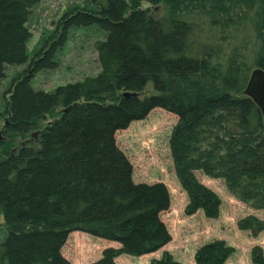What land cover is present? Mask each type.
Here are the masks:
<instances>
[{
    "label": "trees",
    "instance_id": "obj_1",
    "mask_svg": "<svg viewBox=\"0 0 264 264\" xmlns=\"http://www.w3.org/2000/svg\"><path fill=\"white\" fill-rule=\"evenodd\" d=\"M41 0H0V78L6 65L27 61V26ZM74 7L7 88L0 116V213L6 233L0 264H71L61 248L72 231L114 241L91 264H118L167 244L160 218L170 196L161 182H134L115 133L160 107L174 114L170 136L175 173L187 212L209 217L220 199L194 176L224 180L233 196L264 210V124L244 93L250 72L264 70V0H88ZM162 14L154 15L155 8ZM97 25L99 71L36 90L31 80L55 67L72 26ZM150 83L153 94L140 96ZM16 139H20L17 142ZM257 233L264 220L241 218ZM230 249L206 243L196 264H224ZM253 261L264 256L253 249ZM150 264H182L163 254Z\"/></svg>",
    "mask_w": 264,
    "mask_h": 264
},
{
    "label": "rangeland",
    "instance_id": "obj_2",
    "mask_svg": "<svg viewBox=\"0 0 264 264\" xmlns=\"http://www.w3.org/2000/svg\"><path fill=\"white\" fill-rule=\"evenodd\" d=\"M74 7H92L88 0H41L31 9L27 26L31 37L27 42V61L20 65H6L0 78V112H2L11 78L21 71L31 57L41 48L43 41L51 36L58 19ZM154 15L163 13L155 8ZM106 32L97 25L72 26L68 29L65 43L56 50L55 67L42 69L31 80L36 90L50 91L58 85L74 82L98 73L100 67L95 42L103 40ZM148 83L140 96L153 94ZM177 123V117L156 107L140 120L132 121L127 128L115 133L118 147L123 150L132 164L134 182H163L169 192L168 209L160 214L170 235V241L158 250L140 256L120 254L118 264H150L163 254L182 264H196L195 254L202 245L222 240L230 249L224 264H257L253 261V249L258 248L264 256V230L253 233L242 229L238 222L246 216L264 220V210L255 209L232 195L223 179L194 171L195 178L211 189L220 199L219 211L215 217L207 216L202 209L187 212L188 197L176 176L170 151V136ZM4 120L0 116V138ZM20 142V139H16ZM6 229L0 213V241ZM117 247L118 243L91 235L83 231H72L61 248L64 257L71 264H91L97 260L106 247Z\"/></svg>",
    "mask_w": 264,
    "mask_h": 264
},
{
    "label": "water",
    "instance_id": "obj_3",
    "mask_svg": "<svg viewBox=\"0 0 264 264\" xmlns=\"http://www.w3.org/2000/svg\"><path fill=\"white\" fill-rule=\"evenodd\" d=\"M244 93L259 107L264 124V70L256 67L251 70Z\"/></svg>",
    "mask_w": 264,
    "mask_h": 264
}]
</instances>
